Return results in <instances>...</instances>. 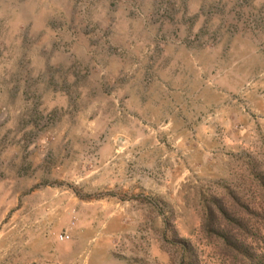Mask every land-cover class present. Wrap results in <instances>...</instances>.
<instances>
[{
    "label": "rangeland",
    "instance_id": "1",
    "mask_svg": "<svg viewBox=\"0 0 264 264\" xmlns=\"http://www.w3.org/2000/svg\"><path fill=\"white\" fill-rule=\"evenodd\" d=\"M0 264H264V0H0Z\"/></svg>",
    "mask_w": 264,
    "mask_h": 264
},
{
    "label": "trees",
    "instance_id": "2",
    "mask_svg": "<svg viewBox=\"0 0 264 264\" xmlns=\"http://www.w3.org/2000/svg\"><path fill=\"white\" fill-rule=\"evenodd\" d=\"M222 238H223V240H225L226 242H229V241H231L230 239H228V237H226V236H224L223 237V235H220Z\"/></svg>",
    "mask_w": 264,
    "mask_h": 264
},
{
    "label": "built area",
    "instance_id": "3",
    "mask_svg": "<svg viewBox=\"0 0 264 264\" xmlns=\"http://www.w3.org/2000/svg\"><path fill=\"white\" fill-rule=\"evenodd\" d=\"M64 237H66L65 235L64 236H60V238H64Z\"/></svg>",
    "mask_w": 264,
    "mask_h": 264
}]
</instances>
